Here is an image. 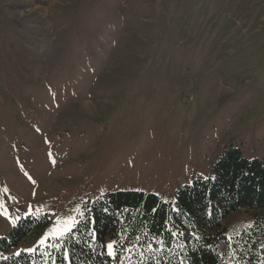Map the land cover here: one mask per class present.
<instances>
[{"label":"rangeland","instance_id":"1","mask_svg":"<svg viewBox=\"0 0 264 264\" xmlns=\"http://www.w3.org/2000/svg\"><path fill=\"white\" fill-rule=\"evenodd\" d=\"M230 146L264 159V0H0V264L107 193L174 205Z\"/></svg>","mask_w":264,"mask_h":264},{"label":"trees","instance_id":"2","mask_svg":"<svg viewBox=\"0 0 264 264\" xmlns=\"http://www.w3.org/2000/svg\"><path fill=\"white\" fill-rule=\"evenodd\" d=\"M242 211L253 225L230 234L228 220ZM47 223L21 220L7 245ZM2 264H264V159L225 148L211 177L180 188L174 205L145 192L107 193L51 247Z\"/></svg>","mask_w":264,"mask_h":264},{"label":"snow or ice","instance_id":"3","mask_svg":"<svg viewBox=\"0 0 264 264\" xmlns=\"http://www.w3.org/2000/svg\"><path fill=\"white\" fill-rule=\"evenodd\" d=\"M112 247H113V245H111V244L108 245V248H109V249H112ZM30 251H33V250L30 249ZM110 254H111V253H110Z\"/></svg>","mask_w":264,"mask_h":264}]
</instances>
